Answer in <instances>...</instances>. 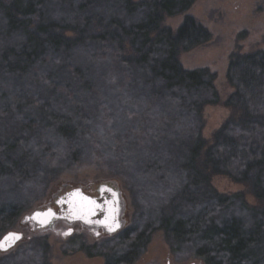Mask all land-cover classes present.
I'll list each match as a JSON object with an SVG mask.
<instances>
[{"label":"trees","instance_id":"trees-1","mask_svg":"<svg viewBox=\"0 0 264 264\" xmlns=\"http://www.w3.org/2000/svg\"><path fill=\"white\" fill-rule=\"evenodd\" d=\"M196 1L0 0V235L58 169L97 163L142 206L105 264H133L156 231L203 264H264V50L229 57L231 115L204 140L215 75L178 57L211 34L190 16L163 26ZM213 176L246 192L220 194ZM46 259L31 247L0 264Z\"/></svg>","mask_w":264,"mask_h":264},{"label":"rangeland","instance_id":"rangeland-1","mask_svg":"<svg viewBox=\"0 0 264 264\" xmlns=\"http://www.w3.org/2000/svg\"><path fill=\"white\" fill-rule=\"evenodd\" d=\"M185 16L194 18L211 34L208 43L181 53L178 57L183 69L207 68L215 75L213 85L219 103L206 106L202 111L201 136L210 142L214 132L231 115V110L224 107V102L233 90L226 80L229 57L234 53L264 50V0H197L185 13L166 17L163 26L176 31ZM130 182L128 175L117 173L105 164L84 163L61 167L49 178L46 186H41L30 196L25 212L0 235V239H3L8 233L21 234V238L13 240L6 251L0 250V256L17 254L31 247H44L46 264H105L106 244L115 242L116 237L132 225L142 208L140 196L131 189ZM103 184L115 187L119 194L121 226L115 231L109 233L94 224L63 220L57 214L55 203L60 196L74 189L93 194L96 187ZM211 185L220 194L246 192L244 186L224 176H213ZM246 198L250 204H254L252 197ZM48 209L53 210L55 216L42 217L46 221L43 225L35 220H25L35 212H46ZM133 264L203 263L191 254L173 252L163 233L156 231L151 234Z\"/></svg>","mask_w":264,"mask_h":264},{"label":"flooded vegetation","instance_id":"flooded-vegetation-1","mask_svg":"<svg viewBox=\"0 0 264 264\" xmlns=\"http://www.w3.org/2000/svg\"><path fill=\"white\" fill-rule=\"evenodd\" d=\"M70 191H68L67 193H69ZM81 191L87 196L93 198L95 200V203L97 204V207L88 206L84 207L80 211H75L71 207L72 204H70L69 202L66 203L64 200H62L64 195L67 194L65 193L63 196H60L55 203L57 214L60 216V218H62L63 220L81 222L85 225L94 224L109 233L115 231V226H121L119 220L120 198L115 187L103 184L97 186L93 194L86 193L83 190ZM110 210H112L114 212V215L116 216L115 223H111V219L109 217ZM76 215H78L79 217H75Z\"/></svg>","mask_w":264,"mask_h":264},{"label":"water","instance_id":"water-1","mask_svg":"<svg viewBox=\"0 0 264 264\" xmlns=\"http://www.w3.org/2000/svg\"><path fill=\"white\" fill-rule=\"evenodd\" d=\"M87 198V200L83 199V198ZM62 200H64L66 203H70L72 204V209L75 211H80L81 209H83L84 207H97V204H89L88 201H95L93 198L87 196L86 194H84L81 190L79 189H75L73 191H70L69 193H67L66 195H64V197L62 198ZM75 205V206H74ZM113 210V209H112ZM110 210V219H111V223H115V219L116 216L114 215V212ZM75 214V213H74ZM75 217H79L78 215H76ZM119 225L115 226L114 229H118ZM11 239H9V241L7 242L8 244H12Z\"/></svg>","mask_w":264,"mask_h":264},{"label":"snow or ice","instance_id":"snow-or-ice-1","mask_svg":"<svg viewBox=\"0 0 264 264\" xmlns=\"http://www.w3.org/2000/svg\"><path fill=\"white\" fill-rule=\"evenodd\" d=\"M85 200H87V198H83ZM59 203V201H58ZM89 204H94L95 201H88ZM51 216H55V213L52 212L51 209H48L46 212H35L32 214V216L30 217H26L25 220L26 221H33L35 220L38 223H41L42 225L46 222L44 219H41L42 217H51ZM21 238V234L19 233H8V235L6 237H4L3 239H0V250H4L6 251L8 247H10L11 245L8 244L7 242L9 241V239L11 240H18Z\"/></svg>","mask_w":264,"mask_h":264}]
</instances>
